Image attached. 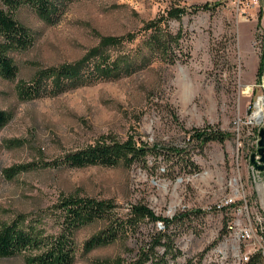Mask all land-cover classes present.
I'll return each mask as SVG.
<instances>
[{
	"label": "rangeland",
	"instance_id": "rangeland-1",
	"mask_svg": "<svg viewBox=\"0 0 264 264\" xmlns=\"http://www.w3.org/2000/svg\"><path fill=\"white\" fill-rule=\"evenodd\" d=\"M65 2L53 17L42 18L29 6L14 13L32 41L9 53L16 75L0 76V109L7 114L0 128V225L16 220L41 235L54 234L58 204L69 196L108 201L120 218L144 203L161 216L192 211L175 224L180 254L170 264H264V168L250 161L253 154L264 164L257 151L264 122L251 117L257 100L264 102V69L256 75L264 0L253 6L245 0ZM206 2L219 4L193 11ZM175 7L181 15L168 19L167 27L181 30L186 55L170 63L145 38L149 23ZM104 57L120 70L94 79ZM63 66L77 74L60 79L66 86L57 91L51 72ZM35 85L40 93L25 91ZM207 124L228 138L202 146L191 141V130ZM108 137L157 145L158 156L129 166L76 168L64 161L68 152ZM170 146L184 148L195 167L167 156ZM226 200L230 204L217 207ZM108 222L76 230L72 264H125L137 239L162 228L145 219L135 233L127 228L87 248ZM26 257H0V264H30Z\"/></svg>",
	"mask_w": 264,
	"mask_h": 264
},
{
	"label": "trees",
	"instance_id": "trees-1",
	"mask_svg": "<svg viewBox=\"0 0 264 264\" xmlns=\"http://www.w3.org/2000/svg\"><path fill=\"white\" fill-rule=\"evenodd\" d=\"M66 0H0V76L11 79L16 75V66L9 55L15 49H24L31 43V36L26 27L15 17V12L23 6H29L40 17L48 18L57 16L61 12ZM219 2L203 3L192 7L193 11L212 8ZM182 10L175 7L169 9L166 15L154 19L147 26L148 35L145 44L151 51L157 52L166 61L174 63L186 55L180 45L181 30L173 32L168 29L167 20L178 18ZM164 22V26L161 23ZM262 51L256 71L257 78L263 76L264 69V31L262 33ZM107 58L100 60L94 66L95 78H112L120 70L116 61L107 62ZM52 71V70H51ZM50 72V70L48 71ZM56 76L55 89L65 87L62 78L71 79L77 74L75 67L63 66L52 71ZM39 82V78H36ZM37 82V81H36ZM34 82V84H36ZM38 85L27 93H40ZM24 91V92H25ZM7 114L0 109V128L6 123ZM228 133L217 126L209 125L203 129L193 128L190 140L196 141L199 146L210 142H223L228 138ZM158 146L145 144L143 141L133 142L131 138L119 140L108 137L88 144L63 156L64 161L71 167L87 165L115 166L122 164L129 166L137 161H145L149 155L158 156ZM258 150V148H257ZM167 156L178 157L185 166L195 167L191 162L189 153L180 146L167 148ZM171 159V158H168ZM172 161H174L172 159ZM175 163V161H174ZM12 170V169H11ZM9 170V171H11ZM113 204L108 201L80 196L63 198L59 204L60 228L54 234L41 235L32 226H21L16 220L0 225V257H11L25 253L26 261L30 264H72L75 258L74 234L78 228L99 219L108 220V224L101 231L93 234L85 243L87 248L111 242L126 233L127 228H133L134 233L141 221L148 219L160 222L162 228L153 231L148 237L139 238L133 256L127 258L125 264H170L180 250L174 245L177 235L176 222H183L186 216L192 213L188 210L174 214L171 217L157 215L144 203L131 206L130 214L126 217H115ZM133 232V231H132ZM162 247L163 251H159ZM254 262L250 260L249 264Z\"/></svg>",
	"mask_w": 264,
	"mask_h": 264
},
{
	"label": "water",
	"instance_id": "water-1",
	"mask_svg": "<svg viewBox=\"0 0 264 264\" xmlns=\"http://www.w3.org/2000/svg\"><path fill=\"white\" fill-rule=\"evenodd\" d=\"M262 98V97H261ZM264 122V119H263ZM258 153L261 155L259 158L260 162H264V125H262L259 129V141H258ZM250 161L255 163L256 167H258L259 169H263L264 168V164H256V161L254 159V155L252 154L250 156Z\"/></svg>",
	"mask_w": 264,
	"mask_h": 264
},
{
	"label": "bare ground",
	"instance_id": "bare-ground-1",
	"mask_svg": "<svg viewBox=\"0 0 264 264\" xmlns=\"http://www.w3.org/2000/svg\"><path fill=\"white\" fill-rule=\"evenodd\" d=\"M251 117L256 122L263 121V119H264V102H263V100H261V99L257 100V103L255 105V109L253 110Z\"/></svg>",
	"mask_w": 264,
	"mask_h": 264
},
{
	"label": "built area",
	"instance_id": "built-area-1",
	"mask_svg": "<svg viewBox=\"0 0 264 264\" xmlns=\"http://www.w3.org/2000/svg\"><path fill=\"white\" fill-rule=\"evenodd\" d=\"M245 1H246V4H247V5H251V6L257 4V2H258V0H245ZM257 145H258V142H257ZM224 204H227V205H228V204H230V203H229L228 200H226L223 204H217V207L220 208V207L224 206ZM229 227L231 228L232 225L230 224Z\"/></svg>",
	"mask_w": 264,
	"mask_h": 264
}]
</instances>
